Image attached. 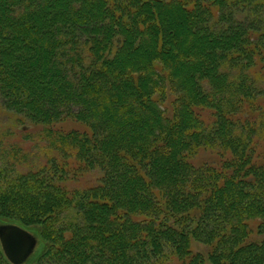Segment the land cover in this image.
I'll return each instance as SVG.
<instances>
[{
    "label": "trees",
    "instance_id": "obj_1",
    "mask_svg": "<svg viewBox=\"0 0 264 264\" xmlns=\"http://www.w3.org/2000/svg\"><path fill=\"white\" fill-rule=\"evenodd\" d=\"M168 2L201 32L190 49L167 47ZM171 29L191 35L188 21ZM258 66L264 0H0V103L102 173L70 198L55 183L64 160L10 186L0 170V215L50 220L74 205L85 224L51 250L58 264H264Z\"/></svg>",
    "mask_w": 264,
    "mask_h": 264
},
{
    "label": "rangeland",
    "instance_id": "obj_2",
    "mask_svg": "<svg viewBox=\"0 0 264 264\" xmlns=\"http://www.w3.org/2000/svg\"><path fill=\"white\" fill-rule=\"evenodd\" d=\"M166 7L168 10L167 13L162 15V20L163 23L167 24L169 32L171 33L169 42L167 41V47H171L172 49L176 45H179V43H185L186 47L190 49L191 41L187 42L186 40L188 38L198 37L201 34L193 25V16L186 17L181 11L170 6V2L166 3ZM59 8V6H56L55 10ZM53 13L43 14L46 23ZM186 21L189 22L191 35H185L187 36L185 37L182 33H178L174 36L171 28L174 27V29H177L179 24L184 25ZM211 41L212 39L207 40V43L210 44ZM151 46L149 39L145 37L142 45L143 49H151ZM136 48L133 47L125 52L127 55H133L137 50ZM179 62L184 63L181 60ZM189 63L190 61L185 63L187 69L182 74V77H186L191 72L192 69L188 65ZM260 68L258 66L254 69L258 84L262 86L260 90L263 91L258 97L255 115L256 126L258 128L256 138L258 139L261 152L260 162L264 165V68L262 66ZM37 81L40 80L37 79ZM167 94L169 95V91ZM156 98L162 100L167 111L166 113L170 114L172 105L170 98L162 99L160 92L156 94ZM65 127L67 130L71 128L82 129L78 124L69 121L66 122ZM42 132L43 128L41 126L36 127L29 122L18 123L17 118L0 103V170L2 171V183L4 185H12L18 177L23 175L27 180L31 179V175L37 173H39V176L49 175L53 165H57L59 168L66 164L63 163V153L61 152L62 154L59 155L55 149H52L49 141L41 137ZM202 155L208 161H212L213 159L211 158H214L209 151L204 152ZM73 157L70 156L64 160L67 162L64 179L62 181L55 180V183L58 185L57 187L64 189H60L61 193L66 191L70 198L72 197L71 193L83 192L97 187L100 184V178L102 176L99 169H88ZM55 162L56 164H54ZM43 168H45L44 171ZM33 187L34 185L29 187V190ZM49 190L53 192L51 189ZM52 194L55 193L53 192ZM53 216L50 220H44L42 218L39 220V217L37 218L29 212L18 211L15 208L10 209L9 216L0 215V231L5 226L16 225L28 229L35 239V245L30 254L23 261L16 263L7 256L0 234L1 264H58L48 260L51 250L58 247L62 241H69L73 237L74 232L85 224V221L82 214L78 213L74 209V205L70 203L63 204L62 208ZM191 246L195 252H208V247L205 244L197 242L194 239Z\"/></svg>",
    "mask_w": 264,
    "mask_h": 264
},
{
    "label": "water",
    "instance_id": "obj_3",
    "mask_svg": "<svg viewBox=\"0 0 264 264\" xmlns=\"http://www.w3.org/2000/svg\"><path fill=\"white\" fill-rule=\"evenodd\" d=\"M0 234L7 256L16 263L23 261L35 245L32 235L18 226H5Z\"/></svg>",
    "mask_w": 264,
    "mask_h": 264
}]
</instances>
